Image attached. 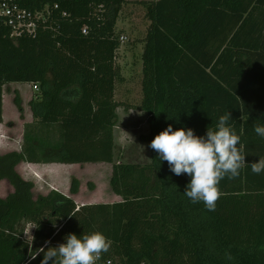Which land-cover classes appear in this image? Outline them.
Here are the masks:
<instances>
[{"label": "trees", "instance_id": "trees-1", "mask_svg": "<svg viewBox=\"0 0 264 264\" xmlns=\"http://www.w3.org/2000/svg\"><path fill=\"white\" fill-rule=\"evenodd\" d=\"M123 3L25 0L30 10L49 5L52 16L35 38L16 42L0 23V123L4 87L38 88L21 151L0 155V181L13 188L0 198V264H40L43 253L30 257L38 248L96 231L111 241L96 264H264V173L250 167L264 158L254 132L264 124V0L140 2L149 25L139 109L149 133L139 139L149 145L169 124L204 136L228 113L240 137L245 164L219 182L214 211L184 196L190 177L173 174L150 147L145 164L116 161L114 91L122 78L114 31ZM13 104L22 115L18 94ZM22 162L109 164V187L121 201L77 207L54 190L34 196L16 171ZM78 189L71 179V195ZM26 225L34 226L32 241Z\"/></svg>", "mask_w": 264, "mask_h": 264}, {"label": "rangeland", "instance_id": "rangeland-1", "mask_svg": "<svg viewBox=\"0 0 264 264\" xmlns=\"http://www.w3.org/2000/svg\"><path fill=\"white\" fill-rule=\"evenodd\" d=\"M135 1L139 0H127L117 16L115 25L116 38L125 37L126 40L119 41L120 47L115 60L122 80L115 84L114 100L120 107L116 111L118 119L113 133L116 161L145 164L149 159V147L139 138L149 133V126L146 114L140 111L139 106L142 99V40L149 23L142 15L138 6L139 3ZM15 85L3 89L6 102L4 107L5 118L7 117V106L10 113L13 109H17L12 103L15 95L13 89L21 91L23 97L31 93V85ZM36 93L37 91H32L31 95L35 96ZM21 106L24 113L28 111L25 103H22ZM111 169L112 166L109 164L64 165L59 166V168L48 166L45 167L47 173L44 178L40 177L29 181L34 184L33 193L34 196H37L47 194L51 188H56L57 191L59 190L58 192L64 189L67 191V186L70 189L71 179L75 178L79 182L78 196L75 199L77 206L80 207V203L87 205L88 202L110 204L121 201L119 197H114L109 187ZM6 186L5 182H0V197L6 195ZM67 193L70 195L69 192ZM33 232L34 226L26 225L23 234L24 239L32 241Z\"/></svg>", "mask_w": 264, "mask_h": 264}, {"label": "clouds", "instance_id": "clouds-1", "mask_svg": "<svg viewBox=\"0 0 264 264\" xmlns=\"http://www.w3.org/2000/svg\"><path fill=\"white\" fill-rule=\"evenodd\" d=\"M230 113L218 118L215 129L207 128L204 136H197L191 128L173 130L171 124L155 136L148 147L153 149L161 162L166 161L176 176L187 174L190 182L183 193L192 203H203L214 211L219 199V182L226 176H239L245 164V154L240 137L229 124ZM254 132L264 139V124L254 126ZM254 174L264 173V158L250 164ZM55 226V225H54ZM50 241H45L49 245ZM111 241L101 232L77 236L67 234L57 246L40 247L30 256L40 253V264H96L102 253L108 252Z\"/></svg>", "mask_w": 264, "mask_h": 264}, {"label": "crops", "instance_id": "crops-1", "mask_svg": "<svg viewBox=\"0 0 264 264\" xmlns=\"http://www.w3.org/2000/svg\"><path fill=\"white\" fill-rule=\"evenodd\" d=\"M156 1H158V0H139V1H135V2L139 3V5L138 4L137 5L139 6L140 10L142 11L143 17L145 18V9H144L143 5L140 4V2H156ZM125 3H127V0H125ZM125 3H123V5ZM147 27L144 31L145 35H146ZM142 42H143V40H142ZM15 84H20V83H13L10 85H15ZM10 85H8L6 87H10ZM32 91L33 90H32V85H31V93H32ZM13 93L19 95V97L21 99V103H25L27 105L28 111L25 113L23 111L22 115H21L18 111H16L17 109L16 110L13 109L12 113H10L8 110V106H7V111H6L7 117L5 118L4 107L6 105L5 104L6 102L4 99V94L2 95V121L0 123V155H4L7 153H11V152H20L21 148H22V144H23V134H24L25 126L33 124V121H34L32 114H31V111H30V108H29V102L33 98H35V96H32L30 93L29 95H26L25 97H23L21 95V91H19L18 89H13ZM12 103H13V100H12ZM14 107H15V105H14ZM48 166H56L57 168H59V166H64V165H62V164H34V163L22 162L16 166V171L24 180H26V181L32 180L33 181L34 179H39L40 177L44 178L45 174L47 173V171L45 170V167H48ZM0 182H5L7 185L6 191H5L6 195L4 197H0V198L4 199L9 194H11L13 192V188L6 181H0ZM52 190L57 191L56 188H53V189L51 188V190H49V192ZM60 191L61 192H59V193H62L63 195L70 197L77 204L75 199H76V196H78V193L76 195H71L70 189L68 186H67V191L65 189L60 190ZM67 192H69L70 195ZM47 194H45V195H47ZM114 197L117 198V196H115V195H114ZM91 200L93 201L92 198H91ZM92 203L98 204L97 202H88L87 205H91ZM110 204H112V203H110ZM79 205L82 206L83 204L80 203ZM77 207H79V206H77Z\"/></svg>", "mask_w": 264, "mask_h": 264}, {"label": "built area", "instance_id": "built-area-1", "mask_svg": "<svg viewBox=\"0 0 264 264\" xmlns=\"http://www.w3.org/2000/svg\"><path fill=\"white\" fill-rule=\"evenodd\" d=\"M24 1L0 0V23L6 28L9 38L14 42L22 37L35 38L39 28L45 26V22L52 16L49 5L30 10L23 6ZM85 33L86 31L83 30V34ZM125 40V37L119 38L120 42ZM32 90L36 92L37 86L32 85Z\"/></svg>", "mask_w": 264, "mask_h": 264}]
</instances>
